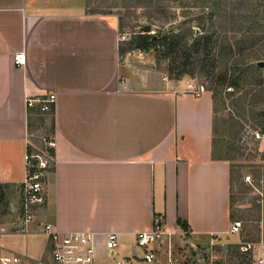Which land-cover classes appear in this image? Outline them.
I'll return each mask as SVG.
<instances>
[{
  "label": "crops",
  "instance_id": "obj_1",
  "mask_svg": "<svg viewBox=\"0 0 264 264\" xmlns=\"http://www.w3.org/2000/svg\"><path fill=\"white\" fill-rule=\"evenodd\" d=\"M120 44L117 18L89 11L85 0H0V242L5 235L1 244L22 255L20 264H39L50 252L48 222L93 233L99 264L110 258L108 233H119L117 255L129 256L156 216L172 233L157 264L169 249L182 260L177 243L188 255L208 252L230 233L233 169L213 156L212 92L124 58ZM50 93L48 201L22 224L27 149L43 132L26 101Z\"/></svg>",
  "mask_w": 264,
  "mask_h": 264
},
{
  "label": "rangeland",
  "instance_id": "obj_2",
  "mask_svg": "<svg viewBox=\"0 0 264 264\" xmlns=\"http://www.w3.org/2000/svg\"><path fill=\"white\" fill-rule=\"evenodd\" d=\"M85 0L87 9L93 13L113 15L117 18L118 31L121 38V52L124 58L130 53V59L141 63L143 66L154 65L159 70L167 73L169 77L175 76L176 68L189 61L187 73L180 79L186 78L191 85L187 89L196 91L209 90L214 100V145L213 151L229 160L233 169L232 182V209L233 221L240 220L242 227L239 232H230L225 238L224 246L217 245L214 251L191 253L185 252L176 244L178 253L182 254L179 264H258L261 259V251L264 249V142L254 138L253 132L261 127V111L264 110L263 85L258 86L257 80L264 78V67L260 72L254 69L242 68L238 87H227L225 72L233 73L231 54L228 52V42L235 41L242 36L241 32H233L231 23L217 22L210 32H215L222 43L221 51L223 60L215 62L213 54L210 58L186 57L183 51L177 56H166V50L155 44L149 50L138 48L128 49L130 42L136 33L145 27H151L150 33L157 39L160 32L174 29L175 31L188 32V29H196V34L201 33L198 27V17L202 13L210 12L208 4H195V0ZM222 2L218 6L235 14L246 9L249 14L245 26L257 27L256 35L261 36L259 42L246 48L244 57L256 65L264 60V0H218ZM237 27L241 24L236 23ZM211 26V22H207ZM217 31V32H216ZM227 35L228 38L223 37ZM225 50V51H224ZM213 52L219 53L217 45ZM176 57V59L174 58ZM239 57V56H238ZM123 58V59H124ZM142 58L143 60H140ZM172 61V63H171ZM174 69L175 72L171 73ZM237 75V74H236ZM175 79V78H174ZM38 126L46 130V134L52 133V118L46 120L44 116L37 118ZM250 175L251 182L246 181ZM8 241L4 235L1 242ZM18 244H22L20 240ZM230 246V248H229ZM206 248V247H205ZM13 251V250H12ZM191 252V251H190ZM164 252L162 257H165ZM49 253L45 255L39 264H46ZM38 264V263H36Z\"/></svg>",
  "mask_w": 264,
  "mask_h": 264
},
{
  "label": "built area",
  "instance_id": "obj_3",
  "mask_svg": "<svg viewBox=\"0 0 264 264\" xmlns=\"http://www.w3.org/2000/svg\"><path fill=\"white\" fill-rule=\"evenodd\" d=\"M14 61L17 66H23L26 63L24 52L16 53ZM55 102V93L35 98L30 97L26 101L29 109L35 110L38 117L44 116L46 120L53 117ZM253 136L256 140L263 141L264 130H255ZM37 138L40 144L36 145L29 141L26 154L27 169L21 185L20 199L22 224L35 221L38 209L48 201L47 179L55 160L56 141L51 133L46 134V130H43ZM246 181H252L250 175L246 176ZM241 227L242 222L240 220L233 221L230 232H239ZM42 229L50 244L49 258L46 264H99L96 257V241L93 233L65 232L49 222L43 223ZM166 234L172 233L167 231L163 217L156 216L152 229L139 231L136 234L134 252L129 256L121 257L116 253L120 242L119 233L110 232L105 242L110 257L106 264H139L140 262L157 264L162 254L160 246ZM21 261V254L6 249L0 242V264H20ZM162 264H179L175 260L171 249L167 250V261ZM258 264H264V249L261 251V259Z\"/></svg>",
  "mask_w": 264,
  "mask_h": 264
},
{
  "label": "trees",
  "instance_id": "obj_4",
  "mask_svg": "<svg viewBox=\"0 0 264 264\" xmlns=\"http://www.w3.org/2000/svg\"><path fill=\"white\" fill-rule=\"evenodd\" d=\"M199 2L200 4L207 3L208 8L211 9L210 12L202 13L198 17V27L201 29L200 34H196V29L191 27L186 33H182V31L177 32L174 29H171L160 32L157 39L154 40V36L150 33L151 27H145L142 31L135 34L127 50L134 48L149 50L155 44H158L159 46L165 48L167 54L166 56L169 57L177 56L180 51H183L186 57H192V55L201 57L203 55L205 58L208 56L212 58L211 54H213L214 61L219 62L224 58L222 57L223 52L220 50L223 45L221 42L220 44L218 43L220 35L218 36V34L216 35L215 32H210L209 29L214 27L217 22L225 24L231 23L233 24L232 27H236L231 29V31L241 32L242 36L240 39L235 41V44L229 43V38L227 35L223 36L228 38V52L231 54V58L234 59L232 62L233 73L230 76L228 75V71H226V76L223 82H226L227 87H238L239 83L237 81H240L242 68L245 70L254 69L259 71V75L261 76L262 67H259L257 64L254 65L250 61H246L244 57H241L244 55V52L250 43L251 45L255 44L261 39V36L256 35L259 31L257 27L245 26L247 22H252L251 19H248L251 16H249L246 9H242L240 12L235 14L234 11L228 12L225 9L218 8V6L222 4V2H219L218 0H195V4H198ZM208 21L211 22V26H207ZM238 22L241 24L240 27H237L236 25ZM248 40L250 42L249 44L246 43ZM216 45L217 49L219 46V53L213 52V50L216 48ZM174 58L176 59V57ZM188 62L189 61H184L180 67L178 66L176 68L175 76H171V78L180 79L183 75H185L187 73L186 66ZM173 72H175L174 69L171 71V73ZM256 82L258 86L263 85V90L261 92H264V78L262 77V79L260 78ZM260 116L262 117V121L260 122L261 127L259 129L264 130V110L261 111ZM213 156L224 159V157L219 156L215 150L213 151ZM178 224L184 231L188 232L189 224L186 221L179 218Z\"/></svg>",
  "mask_w": 264,
  "mask_h": 264
},
{
  "label": "water",
  "instance_id": "obj_5",
  "mask_svg": "<svg viewBox=\"0 0 264 264\" xmlns=\"http://www.w3.org/2000/svg\"><path fill=\"white\" fill-rule=\"evenodd\" d=\"M257 65H258L259 67H264V60H262V61H258Z\"/></svg>",
  "mask_w": 264,
  "mask_h": 264
}]
</instances>
